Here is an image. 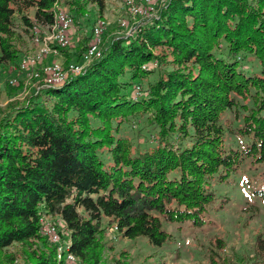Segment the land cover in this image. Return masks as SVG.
Listing matches in <instances>:
<instances>
[{
	"label": "trees",
	"instance_id": "16d2710c",
	"mask_svg": "<svg viewBox=\"0 0 264 264\" xmlns=\"http://www.w3.org/2000/svg\"><path fill=\"white\" fill-rule=\"evenodd\" d=\"M58 1L0 0V65H19L17 28L50 26ZM62 1L75 23L91 5L100 17L108 6ZM91 40L92 31L75 49L60 47L65 64L82 62ZM249 57L259 72L247 69ZM24 84L9 87L16 94ZM30 89L0 110V264H59L41 233L44 214L65 223L81 264H104L109 228L163 246L172 236L164 221L204 225L215 183L248 159L264 164V0L161 2L134 34L105 39L102 56L82 72ZM228 112L247 141L242 148L227 146ZM142 117L156 130L154 147L135 148L121 134ZM255 193L264 198V189ZM213 244L225 246L221 238ZM233 255L239 264L264 262L263 235L252 256Z\"/></svg>",
	"mask_w": 264,
	"mask_h": 264
},
{
	"label": "rangeland",
	"instance_id": "374dc122",
	"mask_svg": "<svg viewBox=\"0 0 264 264\" xmlns=\"http://www.w3.org/2000/svg\"><path fill=\"white\" fill-rule=\"evenodd\" d=\"M107 3L109 9L103 16L108 24L105 32L106 41L116 33L124 34L126 29L120 28V20L131 19L123 0H108ZM120 6H122L121 9ZM89 8L90 11L82 22L75 23L73 26L74 33L71 35L72 42L68 49H75L80 38L85 34H91L94 22L100 17L96 14L95 6L91 5ZM31 13L32 11L29 12ZM17 31L16 44L21 54L35 53L40 45L33 39V34L26 32L20 25ZM56 59L65 62V55L51 53L45 61L51 62ZM246 66L249 71H260L258 60L251 57ZM12 75L17 76L19 83L20 81L25 83L16 94L9 87ZM156 78L157 72L155 71L143 81V88L148 86L149 81H154ZM33 85L27 73L19 72V70L12 71L10 66H4L0 71V110H8L16 97L24 101L25 95ZM234 113L228 112L224 119L226 125L229 126L225 135L226 143L229 148H242L247 141L235 132L237 121ZM121 134L131 137L135 148L145 149L154 147L156 144V130L145 117L134 118L125 123L121 127ZM178 175V170H174L170 172L169 177L174 178ZM215 189L217 191L216 200L204 214L206 223L196 226L191 222L168 223L164 221V228L172 236L163 246L153 245L143 236L136 239L124 238L116 232V229L109 228L105 236L104 264H120L119 261L128 262V264H161L162 262L166 264H213L217 260L219 264H230L229 260L234 258V253L252 256L257 236L263 235L264 237V198L255 193L256 190L264 189V164H255L248 159L227 181L216 182ZM224 199L227 202L224 203L223 208H220ZM219 238L225 242V246L220 249L213 244ZM214 249L219 252L220 256L213 255L212 250ZM251 262L240 264H253ZM232 263L239 264L235 258ZM259 264H264V262Z\"/></svg>",
	"mask_w": 264,
	"mask_h": 264
},
{
	"label": "built area",
	"instance_id": "2783aa9c",
	"mask_svg": "<svg viewBox=\"0 0 264 264\" xmlns=\"http://www.w3.org/2000/svg\"><path fill=\"white\" fill-rule=\"evenodd\" d=\"M130 13V20L122 19L121 27L126 35H132L141 25L156 16L158 3L167 0H123ZM75 25V18L62 0L56 3L55 19L53 24L43 29L33 27V39L40 45L39 49L30 55H24L18 66L11 65L12 71L19 70L27 73L34 86H59L71 73L82 72L87 65L102 56L104 50L107 20L98 17L92 27V40L83 54L82 62H71L68 65L60 59L51 62L45 61L49 54L60 55V47L71 46V30ZM156 65V63L154 64ZM144 68H146L144 66ZM3 66L0 65V71ZM9 82L17 85L18 78L12 75ZM142 92L140 85L135 88V97ZM41 233L56 247V256L59 264H81L79 257L71 251L70 231L61 220L50 216L41 217Z\"/></svg>",
	"mask_w": 264,
	"mask_h": 264
},
{
	"label": "crops",
	"instance_id": "0c3cea01",
	"mask_svg": "<svg viewBox=\"0 0 264 264\" xmlns=\"http://www.w3.org/2000/svg\"><path fill=\"white\" fill-rule=\"evenodd\" d=\"M107 2H108V0H107ZM117 7V5H116V3H115V8ZM122 8V6H120V9ZM109 9V6H107V10ZM107 12V11H106ZM107 14V13H106ZM74 32H73V28H72V30H71V35L73 34ZM60 55H63L62 53H60Z\"/></svg>",
	"mask_w": 264,
	"mask_h": 264
}]
</instances>
